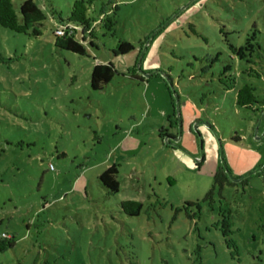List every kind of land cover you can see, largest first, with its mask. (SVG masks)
Returning a JSON list of instances; mask_svg holds the SVG:
<instances>
[{"label":"rangeland","instance_id":"374dc122","mask_svg":"<svg viewBox=\"0 0 264 264\" xmlns=\"http://www.w3.org/2000/svg\"><path fill=\"white\" fill-rule=\"evenodd\" d=\"M31 1L34 36L0 26V264H264V0H95L115 35L77 30L84 54L54 44L75 0ZM220 167L234 185L202 201Z\"/></svg>","mask_w":264,"mask_h":264},{"label":"trees","instance_id":"16d2710c","mask_svg":"<svg viewBox=\"0 0 264 264\" xmlns=\"http://www.w3.org/2000/svg\"><path fill=\"white\" fill-rule=\"evenodd\" d=\"M95 0H75L70 8L68 16L63 19L58 15V26L73 25L78 27L81 31H85L86 35L92 40L96 38V29L100 25L106 31L110 32L112 36L115 35V15L118 9V5L112 2V8L107 12H101L99 18H95L89 14V11ZM52 15L56 13L52 12ZM46 16L43 11L35 5L31 0H23L15 8L12 0H0V26L16 33L27 34L34 36L33 32L36 26L40 25ZM56 29V28H55ZM55 46L77 53L84 54V45L75 37L76 33L73 31L71 34L58 37L55 32ZM233 53H238V48L229 46ZM134 49L132 44L127 41L119 40L115 48L117 55H126ZM116 71L110 64H95L90 76V87L93 90H101L106 84H108L114 77ZM233 88L234 86H230ZM259 103L258 97L255 95V89L251 84H244L235 92V104L240 108L254 110V105ZM176 111L173 112V117ZM180 119V117H178ZM237 141L238 138L236 137ZM117 171L115 167L107 168L100 176L99 183L112 193H117L119 189L118 182L116 180ZM224 185H234L230 181L228 175L225 173L222 167H220L214 175L212 188L208 191L202 201H209L212 199L216 187L222 190ZM196 202L194 205H197ZM121 210L129 216H137L141 210V203L134 200H124L119 203ZM12 240L7 242L3 239L0 242V247L12 246Z\"/></svg>","mask_w":264,"mask_h":264},{"label":"built area","instance_id":"2783aa9c","mask_svg":"<svg viewBox=\"0 0 264 264\" xmlns=\"http://www.w3.org/2000/svg\"><path fill=\"white\" fill-rule=\"evenodd\" d=\"M77 30H80V29L78 27L73 26V25H64V26L57 27L55 29V34H56V36L61 37V36L65 35L66 33L71 34L73 31H75V33H76Z\"/></svg>","mask_w":264,"mask_h":264},{"label":"crops","instance_id":"0c3cea01","mask_svg":"<svg viewBox=\"0 0 264 264\" xmlns=\"http://www.w3.org/2000/svg\"><path fill=\"white\" fill-rule=\"evenodd\" d=\"M190 115H192V114H190ZM193 119H194V118L191 117L189 122L192 123ZM194 121H195V120H194ZM251 128H253V130H254V124H253V123H252V127H251ZM257 131H258V130H257Z\"/></svg>","mask_w":264,"mask_h":264}]
</instances>
